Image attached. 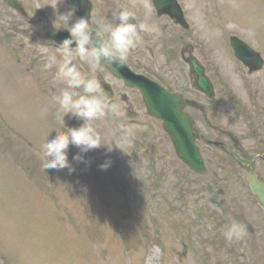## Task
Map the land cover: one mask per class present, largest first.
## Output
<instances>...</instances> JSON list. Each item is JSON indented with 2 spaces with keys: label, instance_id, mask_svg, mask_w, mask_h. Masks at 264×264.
<instances>
[{
  "label": "rangeland",
  "instance_id": "374dc122",
  "mask_svg": "<svg viewBox=\"0 0 264 264\" xmlns=\"http://www.w3.org/2000/svg\"><path fill=\"white\" fill-rule=\"evenodd\" d=\"M214 2L215 0L211 1L210 5ZM199 6H202V23L198 25L206 30L205 33L210 34L223 29V33H235L249 42L252 41L255 48L264 50V0H216L214 7L220 11L217 14V25L209 19V6L205 7L203 2ZM204 10L207 15L204 14ZM222 20L223 23L229 24H221ZM238 26L245 30L244 34ZM221 48L227 46L218 47L219 52L222 51ZM4 65L5 58L0 49V264H11L12 260L15 261L12 252L21 264H86V261L87 264H210V260L217 264H254V248L264 259V227L255 224L257 208L249 203L247 193L240 185L241 182H233L228 191L225 190V194L218 193L217 188L200 194L195 188L196 184H190L188 206L184 212L174 211L171 214L178 217L175 224L180 227H170L165 223L160 225L159 220H156L155 226L149 231L158 233L157 244H146L142 250L123 260L120 256V251L123 255L121 247L119 251L116 243L112 242L115 234L119 233L118 230L115 231L119 220L116 219L112 223V219L109 216H102L101 208L94 205L90 217L97 222L103 238L100 241L104 248L101 244L97 246L94 241L91 248L95 249L97 246V250L102 251L104 256L110 251L111 254L106 260L92 253L86 260L89 253L88 241L84 233L85 226L81 225L84 224L82 220L86 212L76 205L85 198L89 200L86 189L81 184H75V179L70 175L61 177L55 169L43 170L37 150L33 146L28 148L26 143V140H30L42 144L48 133L51 135L55 131L51 129L56 123L59 125L58 117H55L51 105L53 103L47 97L52 92L44 94L41 90L46 76L43 74L39 82H35L31 76L17 68L7 69ZM117 121H109L105 117L95 122L106 141L121 139L119 131L122 121ZM136 128L142 131L149 128L158 131L156 124L151 121L147 124L134 123L126 129H131L134 134ZM155 136L156 133L150 142L158 151V156L147 161L142 155L140 161H135V153L125 150L129 147L127 145L124 150L129 154L115 147L111 152H106L103 147L96 149L95 160L98 164H102L106 159V156L100 159L102 154L111 155V167L114 166L116 170V176L112 173L109 180L116 179L119 186L114 189L108 186L105 195L109 200L117 199L119 195L117 187L121 189L123 183L128 180L126 173L132 181L144 185V182L150 179L141 172L145 170L144 166L147 164L152 171L164 168L166 175L170 176L165 187L168 191L174 190L178 179L173 177L172 173L178 174L176 168L180 167L171 165L174 160L162 150L161 135ZM133 141L134 139L132 144ZM33 144L38 147L36 143ZM8 145L14 146L8 148ZM70 148L69 146L68 157ZM22 165L27 168L24 169ZM258 167L264 172V161L260 162ZM40 169L42 176L38 175ZM134 173L138 174L139 179ZM44 185L45 191L42 189ZM201 185L203 187V184ZM73 186L80 187L83 197L77 191L74 195H66L65 189H71ZM137 194L142 195L140 191ZM144 197L152 198L153 195L147 192ZM79 198L82 199L78 200ZM201 209L206 213L203 218H199L197 213ZM243 210L246 211L241 215ZM212 212L213 215L219 216L218 221L210 218ZM63 213L65 217L62 218L60 215ZM238 216L250 221L255 230V238L252 243L246 237L235 241L233 245H238V248H235V254L231 255L217 247L219 241L215 237L218 231L224 233L221 229L224 224L239 222ZM182 219L187 221L188 231ZM239 223L244 226L243 221ZM217 224H220L218 228ZM126 226L127 234L135 237L137 225L132 221H126ZM246 233L249 234L247 230ZM241 242L245 245V251Z\"/></svg>",
  "mask_w": 264,
  "mask_h": 264
},
{
  "label": "clouds",
  "instance_id": "9594fccd",
  "mask_svg": "<svg viewBox=\"0 0 264 264\" xmlns=\"http://www.w3.org/2000/svg\"><path fill=\"white\" fill-rule=\"evenodd\" d=\"M62 5L66 6L63 11ZM45 6H50L53 10L52 26L69 33V36L58 44L54 42L52 51L48 50L47 44L41 43V51L47 54L44 67L55 68V79L64 84L54 100L62 113L65 127V117L82 123L79 127H66V133L56 131V135L51 139H48V133L46 140L37 150L43 170L67 168L70 173L75 171L68 159L70 145L79 149L73 156V160L77 162H86L83 154L101 147L106 152L113 151L115 147L129 154L124 147L131 146V129H123V136L119 141L109 142L104 139L95 123L109 114H123L119 105L111 103L101 78L105 68L119 70L125 66L130 51L141 40L140 33L149 31V26L138 23L131 12L119 5L111 9V19L107 23L102 19L90 21L84 16L77 17L78 0H72L71 3L69 0H46L37 8ZM77 58L89 65L92 70L90 77H86L78 68L74 62ZM111 163V159L106 158L99 167L106 170ZM223 235L224 239L231 243L244 239L247 233L242 224L232 221L225 226Z\"/></svg>",
  "mask_w": 264,
  "mask_h": 264
},
{
  "label": "water",
  "instance_id": "95a60500",
  "mask_svg": "<svg viewBox=\"0 0 264 264\" xmlns=\"http://www.w3.org/2000/svg\"><path fill=\"white\" fill-rule=\"evenodd\" d=\"M240 43L241 42L234 40L233 44L236 49V55L244 60V49ZM248 54H250L249 51ZM163 97V102L169 107L168 111H163V102H161L159 104V107L151 108L149 112L151 114H157L161 118L165 119L166 122L164 126L170 131L171 136L174 138L177 144L178 154L187 162H189L193 166V168L202 171L201 160H199V157L196 153V149L191 145L192 135L187 133V127L182 122V120L181 123L183 124L180 125V120L176 118L174 111L172 110V108H170L172 104L174 106V103L171 98L166 95H164ZM150 102L152 103L154 102V100ZM247 178L248 179L246 180L252 194L256 195L258 201L264 207V183L258 181L255 175L250 174L247 176Z\"/></svg>",
  "mask_w": 264,
  "mask_h": 264
},
{
  "label": "flooded vegetation",
  "instance_id": "af4514ba",
  "mask_svg": "<svg viewBox=\"0 0 264 264\" xmlns=\"http://www.w3.org/2000/svg\"><path fill=\"white\" fill-rule=\"evenodd\" d=\"M25 1V0H24ZM23 1V2H24ZM40 1V0H39ZM45 29V28H44ZM209 61L211 63H213L212 58L209 59ZM225 78H228V74H224ZM230 79V78H229ZM216 91V90H215ZM194 97H196L197 99H199L196 95H193ZM261 100H264V97H258L255 99L254 103L255 104H259ZM214 116L212 118H217V116L215 114H218L219 112H213ZM258 115V114H257ZM214 120V119H212ZM210 138L214 139L216 141H220L218 140V138L221 139V141H223V146L224 149L226 151L229 152L230 154V150L234 149L233 147H235L236 145L239 146V142L237 140L234 139V137H231L230 134H228L223 127L219 126L216 122L214 124V128L210 129ZM240 147V146H239ZM247 159V158H246ZM248 160V159H247Z\"/></svg>",
  "mask_w": 264,
  "mask_h": 264
}]
</instances>
